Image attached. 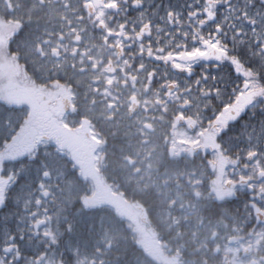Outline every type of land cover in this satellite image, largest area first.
<instances>
[{"label":"trees","instance_id":"trees-1","mask_svg":"<svg viewBox=\"0 0 264 264\" xmlns=\"http://www.w3.org/2000/svg\"><path fill=\"white\" fill-rule=\"evenodd\" d=\"M166 3L0 0V264H264V140L216 139ZM231 3L255 65L264 0Z\"/></svg>","mask_w":264,"mask_h":264},{"label":"snow or ice","instance_id":"snow-or-ice-1","mask_svg":"<svg viewBox=\"0 0 264 264\" xmlns=\"http://www.w3.org/2000/svg\"><path fill=\"white\" fill-rule=\"evenodd\" d=\"M130 7L142 9L143 6L133 3ZM145 13L146 9H143L142 19ZM244 15L247 16L248 12L245 11ZM260 15L264 18V13ZM151 16L159 17L169 27L175 24L178 32L183 29L185 42H177L173 46L175 54H170V59L165 57L164 62L185 77L193 74L196 64H201L195 84L203 87L204 95L213 98V104L205 111L209 112L206 119L214 122L212 131L216 139L223 142L225 138L246 136L249 140L255 138L257 143L264 140V77L261 76L264 71V33L258 34L254 42H248L249 55L256 61L255 65H249L237 54L242 43L238 39L241 29L231 21L239 18L240 12L231 0H186L179 8L166 3L163 11L157 4ZM250 27H255V21ZM225 37L232 41L231 45ZM165 51V47L157 49L158 53ZM205 81L210 83L205 84ZM245 111L251 116H256L259 111L258 126L253 123L249 128L248 121L241 120ZM237 121L240 122L239 130L234 127Z\"/></svg>","mask_w":264,"mask_h":264},{"label":"rangeland","instance_id":"rangeland-1","mask_svg":"<svg viewBox=\"0 0 264 264\" xmlns=\"http://www.w3.org/2000/svg\"><path fill=\"white\" fill-rule=\"evenodd\" d=\"M2 28H3V25H2V22H0V33L2 31ZM4 65L6 66V63H4ZM8 71V70H7ZM59 97V96H58ZM142 242V245L144 246V248H147V247H150V249L153 250L154 246H150L148 243H147V240H141ZM231 264H238V261H235V260H232Z\"/></svg>","mask_w":264,"mask_h":264},{"label":"flooded vegetation","instance_id":"flooded-vegetation-1","mask_svg":"<svg viewBox=\"0 0 264 264\" xmlns=\"http://www.w3.org/2000/svg\"><path fill=\"white\" fill-rule=\"evenodd\" d=\"M250 208H252L253 215L256 216L259 208L258 205L250 203ZM248 223H251V220H248Z\"/></svg>","mask_w":264,"mask_h":264}]
</instances>
